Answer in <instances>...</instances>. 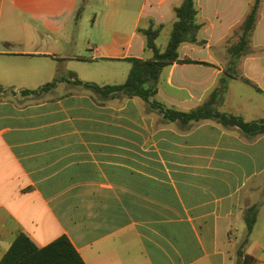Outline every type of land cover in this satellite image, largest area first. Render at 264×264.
Segmentation results:
<instances>
[{
  "label": "crops",
  "instance_id": "0c3cea01",
  "mask_svg": "<svg viewBox=\"0 0 264 264\" xmlns=\"http://www.w3.org/2000/svg\"><path fill=\"white\" fill-rule=\"evenodd\" d=\"M88 1L0 0V259L23 233L38 247L64 235L85 264H243L244 256L264 264V134L246 137L210 119L166 121L138 97L75 83L124 82L128 58L151 56L138 28L171 29L182 0H100L93 24L104 18L109 39L88 55L61 51L67 18L84 15ZM253 1L194 0L202 43H184L178 54L206 64L165 67L156 100L189 111L209 97ZM21 12L35 24H18ZM99 61L100 74L78 64ZM237 69L219 110L264 118V0ZM46 78L58 81L22 92ZM238 81L257 96L233 105Z\"/></svg>",
  "mask_w": 264,
  "mask_h": 264
},
{
  "label": "trees",
  "instance_id": "16d2710c",
  "mask_svg": "<svg viewBox=\"0 0 264 264\" xmlns=\"http://www.w3.org/2000/svg\"><path fill=\"white\" fill-rule=\"evenodd\" d=\"M261 0H254L246 14L241 27L238 39L227 48L229 60L224 69V76L218 79V84L212 89L209 97L199 106L189 110L180 111L167 107L155 99L157 85L160 75L165 67L174 63L180 64H206L189 58H179L178 49L184 43L201 44L198 40V33L201 23L197 21V9L194 0H182L181 3L173 7L174 21L172 23L167 43L164 49H160L156 44V39L162 29V25L154 26L150 23L147 27H139L138 33L144 38L145 49L151 53L146 59L128 58L130 68L125 81L121 84L99 86L91 82H83L76 79L75 83L89 88L100 95L109 98H133L142 99L149 109L162 115L166 121H178L182 124L196 123L202 120H213L222 126L233 124L237 126L246 137H255L264 134V118L244 121L239 116H234L221 112L220 105L223 103L227 83L230 79L240 77L237 66L240 57L246 54L249 37L257 21L258 8ZM254 90L261 91L248 79H243ZM58 80L55 79L41 86L37 90H23V93L51 89ZM0 87V92L4 91ZM257 207L248 208L246 221V234L249 236L256 220ZM240 256L242 253L239 252ZM252 259L244 256L243 264L250 263ZM0 264H85L78 252L72 246L66 236H60L46 246L38 247L31 239L21 233L11 243L7 251L0 259ZM239 264V260L236 262Z\"/></svg>",
  "mask_w": 264,
  "mask_h": 264
},
{
  "label": "rangeland",
  "instance_id": "374dc122",
  "mask_svg": "<svg viewBox=\"0 0 264 264\" xmlns=\"http://www.w3.org/2000/svg\"><path fill=\"white\" fill-rule=\"evenodd\" d=\"M100 8H103V3L100 0H89L84 15H80L78 17H76V15H72L67 18L66 21L67 25L65 29V41L67 43L65 46L61 47V51L72 50L74 53L79 55H88L91 54L90 49H92L94 46L101 45L104 40L109 39L111 35L110 32L102 28V24H104L105 22L104 18L97 17L96 23L93 24L94 14ZM17 23L20 25L35 24V22L32 21L25 12H21L18 14ZM169 32H170V26L169 27L166 26L163 30L161 29L156 39V44L160 49H164L168 40ZM149 54H150L149 51L146 50V57ZM78 64H80L82 68L86 69L87 72L95 73V74H100L101 71H103V69H107L105 67L106 63L102 61H99L98 63H78ZM55 66L56 69H59L60 67H62V63L56 62ZM46 79H50V80H44L45 81L44 83L52 81V78H46ZM114 79L116 81H119V83L123 82V78H121V80H119L120 78L118 77ZM233 92L235 96L232 103L233 105L236 104L237 96H246V95L257 96L251 87L245 85L240 81H238L236 85L233 87ZM262 216H264V213H262Z\"/></svg>",
  "mask_w": 264,
  "mask_h": 264
}]
</instances>
